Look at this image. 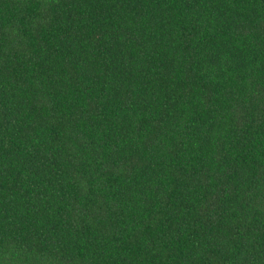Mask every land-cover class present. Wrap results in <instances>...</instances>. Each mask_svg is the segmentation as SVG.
<instances>
[{"label":"trees","instance_id":"1","mask_svg":"<svg viewBox=\"0 0 264 264\" xmlns=\"http://www.w3.org/2000/svg\"><path fill=\"white\" fill-rule=\"evenodd\" d=\"M0 264H264V0H0Z\"/></svg>","mask_w":264,"mask_h":264}]
</instances>
